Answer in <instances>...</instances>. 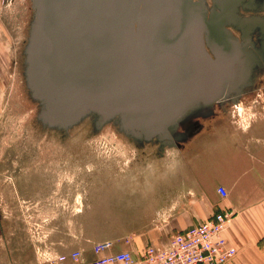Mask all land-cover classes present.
I'll return each mask as SVG.
<instances>
[{"label": "water", "instance_id": "obj_1", "mask_svg": "<svg viewBox=\"0 0 264 264\" xmlns=\"http://www.w3.org/2000/svg\"><path fill=\"white\" fill-rule=\"evenodd\" d=\"M14 1L30 13L20 72L44 129L112 125L166 159L182 149L179 128L221 101L235 74L201 47L203 1Z\"/></svg>", "mask_w": 264, "mask_h": 264}, {"label": "rangeland", "instance_id": "obj_2", "mask_svg": "<svg viewBox=\"0 0 264 264\" xmlns=\"http://www.w3.org/2000/svg\"><path fill=\"white\" fill-rule=\"evenodd\" d=\"M6 5L0 0V90L6 97L0 103V252L8 263L15 243L20 237L29 240L35 232L31 224L45 218V212L37 216L31 207L85 205L97 220L108 223L116 191L125 194L164 186L172 190L187 153L179 146L182 149L170 150L160 160L155 146L139 148L112 125L94 131L86 121L68 134L38 125L37 107L28 98L20 72L29 9L14 0ZM248 111L244 108L237 118L224 122L244 124L254 113ZM120 202L131 207L135 200Z\"/></svg>", "mask_w": 264, "mask_h": 264}, {"label": "crops", "instance_id": "obj_3", "mask_svg": "<svg viewBox=\"0 0 264 264\" xmlns=\"http://www.w3.org/2000/svg\"><path fill=\"white\" fill-rule=\"evenodd\" d=\"M4 93L1 89L0 103ZM259 110H249L254 113L244 124H224L207 134L206 142L187 145L184 170L175 176L172 190L116 191L108 223L85 205L31 207L37 216L45 212V218L31 224L35 232L29 240L20 237L15 243L12 261L7 263L0 252V264H73L75 251L86 262L96 256L94 245L104 241L112 243L110 252L132 250L140 258L145 247L164 249L172 233L226 209L234 214L223 235L236 254L224 264H264V110ZM129 197L135 200L131 207L119 203Z\"/></svg>", "mask_w": 264, "mask_h": 264}, {"label": "flooded vegetation", "instance_id": "obj_4", "mask_svg": "<svg viewBox=\"0 0 264 264\" xmlns=\"http://www.w3.org/2000/svg\"><path fill=\"white\" fill-rule=\"evenodd\" d=\"M200 1L205 6L206 26L201 47L209 60L228 65L235 74L230 73L221 101L206 114L189 117L187 129L179 128L185 135L176 142L183 148L227 124L225 118H237L244 108H264V0H190Z\"/></svg>", "mask_w": 264, "mask_h": 264}, {"label": "built area", "instance_id": "obj_5", "mask_svg": "<svg viewBox=\"0 0 264 264\" xmlns=\"http://www.w3.org/2000/svg\"><path fill=\"white\" fill-rule=\"evenodd\" d=\"M217 191L221 197L227 196L223 187ZM233 214L232 209L219 211L201 223L174 232L166 248L157 249L149 245L140 258H135L132 250L110 252V241L94 245L96 256L90 261H81L78 251L71 253V258L73 264H224L236 254V248L223 235ZM64 259V256H59L57 260L62 262Z\"/></svg>", "mask_w": 264, "mask_h": 264}]
</instances>
